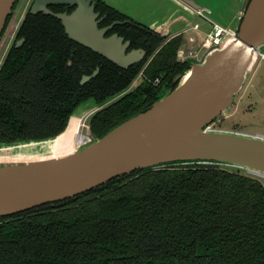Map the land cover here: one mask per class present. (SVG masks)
<instances>
[{
  "label": "trees",
  "instance_id": "1",
  "mask_svg": "<svg viewBox=\"0 0 264 264\" xmlns=\"http://www.w3.org/2000/svg\"><path fill=\"white\" fill-rule=\"evenodd\" d=\"M102 2L114 12L111 19H130ZM33 17L28 14L24 26ZM134 23L137 26L126 22L114 27L133 47L147 51L132 71L90 52L94 56L88 59L96 60L101 69L94 87L83 89L72 109L91 96L101 105L142 70L136 89L93 112L88 122L93 138L150 106L161 86L174 85L173 78L191 61L176 59L181 34L162 38ZM31 49L35 50L27 63H21L22 71L28 70L26 77H4L12 54L4 65L0 82L7 94L19 91V98L9 105L8 98H1L6 105L0 115V142L51 137L64 129L66 117H58L53 128V121L42 119L51 114L45 108L52 85L38 79L44 61L40 51L44 54L45 49L36 39ZM83 61L75 60L72 68L86 71ZM27 111L30 119L20 120L15 114ZM261 178L210 163L134 170L77 196L0 217V264H264Z\"/></svg>",
  "mask_w": 264,
  "mask_h": 264
},
{
  "label": "water",
  "instance_id": "2",
  "mask_svg": "<svg viewBox=\"0 0 264 264\" xmlns=\"http://www.w3.org/2000/svg\"><path fill=\"white\" fill-rule=\"evenodd\" d=\"M94 1L31 0L29 12L53 13L48 4L75 5L70 13H53L70 38L120 67L140 62L146 50L127 52L129 40L117 33L104 35L121 22L99 27ZM102 1L162 38L188 27L197 10L231 28L235 38L202 61H189L173 78L174 85L161 86L150 106L100 137L73 142L65 154L50 155L53 141L67 126L51 137L0 142V217L77 196L134 170L169 164H220L264 176V135L208 127L232 104L255 53L264 50V0ZM16 2L0 0V38ZM188 70H193L191 79L180 86ZM88 100L93 104L77 110L80 103L71 117L97 107L93 98Z\"/></svg>",
  "mask_w": 264,
  "mask_h": 264
},
{
  "label": "flooded vegetation",
  "instance_id": "3",
  "mask_svg": "<svg viewBox=\"0 0 264 264\" xmlns=\"http://www.w3.org/2000/svg\"><path fill=\"white\" fill-rule=\"evenodd\" d=\"M18 1L14 5V9H16ZM25 1L26 0H24L22 5L18 8L13 18L11 17L12 16L11 13L1 34L0 78H1V74L4 71V65L10 54H12V56L10 57L11 64L10 66H8L7 72L5 73L4 77L6 76L8 77L12 76L14 78L26 77L28 70L27 68H25L22 71L21 63H27V60L31 57L33 51L35 50V49L34 50L31 49L32 43L33 40L36 39L38 41V44L41 46V48L45 49V53L43 54V52L40 51L42 56H44V61L42 63V67L39 70V78L36 75L34 77L38 78L43 84L52 85L51 92L48 94L50 104L47 108H45V111L47 113H51L54 115L51 114L44 115L42 119L53 121V123H51L50 125V127L53 128L57 122L58 117L60 116L66 117V123L64 126L65 128L67 126L69 118L74 113L75 108L80 103L78 102L73 109L71 108L73 104L77 102L81 94V91L84 92L85 90L83 89H87V88L90 89L91 87H94L95 78L100 72L101 65L97 63L96 60L93 61L88 58L94 56L90 54V52L93 54L97 52L80 44L78 41L70 38L68 34L65 32L61 20L53 14V13H63V12L70 13L74 10L75 5L48 4L47 5L48 9L51 10L53 13H46L41 10L35 13H31L29 12V6L31 4V0H28L27 3H25ZM24 3L27 5V7L25 6ZM94 10L99 13L97 17L99 19V23H98L99 27H107L116 21L121 22V23H115L111 28L106 30L104 33L105 36L111 35L112 33H117L118 35L123 36L119 34L118 30L114 29L116 25H122L126 22L136 25L133 21L127 18L111 19L110 17L115 15L114 12H112L110 8L107 7L101 0L94 1ZM28 14L34 15V17L24 26ZM42 30L43 32L40 33ZM124 39L127 38L124 37ZM127 40L130 41L129 46L126 49L127 52L132 49H139V47L137 48L131 45L130 39ZM80 58L86 61V62L83 61L84 65L86 66V71L83 70L82 72H80L79 67H77V69L72 68L74 61L75 60L78 61ZM145 58L146 55L140 62L133 63L129 65L127 68L120 67L117 64L116 65L118 68H120L123 71H132V69H134V66L136 64L141 63ZM64 61H65V65L63 64ZM109 66L112 67L114 71H117V74L121 73L119 70H117V68L111 65ZM141 72L142 70L139 71V73L135 76L133 81L129 83V85H127L125 88L121 89L119 92L114 94L104 103H102L101 105H97L95 103L97 105V110L99 108L111 104L112 102L121 98L123 95L136 89L141 83L139 82V80L142 78ZM136 78L139 79L138 80L139 84L137 83L135 86L130 88ZM129 88L130 90H128ZM59 90L60 92H56L53 94L54 91H59ZM18 93L19 91L13 90L11 91L10 94H7V92H5L3 88V83L0 82V115L2 114V111L5 110V105H6V102L5 101L2 102L1 98L3 97L8 98L7 103L9 105L11 99L19 98V96L17 95ZM63 93H65V99L61 100L60 97L62 96ZM89 98L90 97L86 98L84 101L88 100ZM23 112H25V110H23ZM89 113L83 116L85 117V119L88 117L86 131H89L88 122L90 120L91 115L93 114L92 112L90 114ZM15 114L17 115V118L20 120L30 119L32 116L30 115V111H27L24 115H21L19 112L18 113L15 112ZM12 115H10L9 118H11ZM16 115H14V118L16 117ZM82 127L83 126L81 124L80 132H82L83 130Z\"/></svg>",
  "mask_w": 264,
  "mask_h": 264
},
{
  "label": "rangeland",
  "instance_id": "4",
  "mask_svg": "<svg viewBox=\"0 0 264 264\" xmlns=\"http://www.w3.org/2000/svg\"><path fill=\"white\" fill-rule=\"evenodd\" d=\"M23 1L24 0L18 1L16 9L12 12V18L18 8L22 5ZM27 1L28 0H26L25 3H27ZM25 6L27 7L26 4ZM208 17L215 20L211 16ZM193 20H195V18ZM196 21H198V16ZM199 22L204 30L208 29L209 23L206 20H199ZM138 80L139 79L136 78L130 88L135 86L138 83ZM130 88L128 90H130ZM92 104L93 102L91 100H86L78 106L77 110H85ZM95 110H97V107H93V109L84 113L82 117L73 115L72 119L70 118L71 121L69 119L70 123L68 122L69 126L67 125V130L65 129L64 133L59 135L57 140L53 141L50 153L51 156H58L69 152L73 149V142L80 144L90 136L89 131H86L88 117L85 119L83 116L89 112L93 113ZM81 124L83 126L82 132H80ZM210 125L217 129L264 135V59H260L254 63L251 70L247 73L242 87L234 95L232 104L225 112L215 117ZM228 167L235 168L231 166ZM261 181L264 184V178H261Z\"/></svg>",
  "mask_w": 264,
  "mask_h": 264
},
{
  "label": "built area",
  "instance_id": "5",
  "mask_svg": "<svg viewBox=\"0 0 264 264\" xmlns=\"http://www.w3.org/2000/svg\"><path fill=\"white\" fill-rule=\"evenodd\" d=\"M197 16L198 21H196ZM203 19L209 23L207 30H204L199 22V20ZM177 34H181L183 39L176 51V59L180 62H185L186 60L200 62L205 58L209 51L217 47H222L228 41L235 38V32L231 28L211 19L201 10H197L195 20ZM260 59H264V53L257 51L251 68L254 63ZM155 81H158V79ZM208 127L210 128L211 125ZM245 171L250 174L264 177L247 170Z\"/></svg>",
  "mask_w": 264,
  "mask_h": 264
},
{
  "label": "bare ground",
  "instance_id": "6",
  "mask_svg": "<svg viewBox=\"0 0 264 264\" xmlns=\"http://www.w3.org/2000/svg\"><path fill=\"white\" fill-rule=\"evenodd\" d=\"M254 60H255V58H253L251 64H253ZM192 73H193V70H188V71L184 74L183 78L181 79L180 86H184L186 83H188L189 79H191ZM66 153H67V152H66ZM64 154H65V153H64ZM58 156H59V155H58Z\"/></svg>",
  "mask_w": 264,
  "mask_h": 264
}]
</instances>
